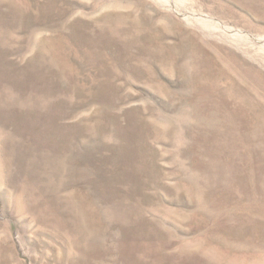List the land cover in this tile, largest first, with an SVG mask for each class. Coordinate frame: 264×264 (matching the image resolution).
<instances>
[{
    "label": "rangeland",
    "instance_id": "obj_1",
    "mask_svg": "<svg viewBox=\"0 0 264 264\" xmlns=\"http://www.w3.org/2000/svg\"><path fill=\"white\" fill-rule=\"evenodd\" d=\"M0 264H264V0H0Z\"/></svg>",
    "mask_w": 264,
    "mask_h": 264
}]
</instances>
